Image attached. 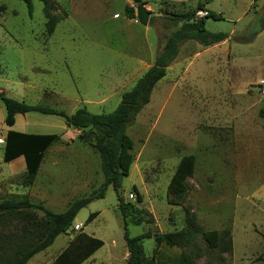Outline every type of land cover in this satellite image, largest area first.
Wrapping results in <instances>:
<instances>
[{
    "label": "rangeland",
    "instance_id": "374dc122",
    "mask_svg": "<svg viewBox=\"0 0 264 264\" xmlns=\"http://www.w3.org/2000/svg\"><path fill=\"white\" fill-rule=\"evenodd\" d=\"M29 1L31 17L22 0H0V93L67 115L85 103L93 115L113 112L175 29L167 19L196 8L195 0H141L153 17L151 25L142 27L135 22L131 0H50L57 14L67 15L47 36L43 4ZM204 7L221 18L205 19V29L228 37L207 48L194 41L180 45L149 103L126 129L133 142V163L119 198L128 204L129 237L179 231L184 228V209L197 220L205 203L220 202L214 228L228 223L233 213L237 227L246 226L244 236L241 230L235 233L234 264H243L242 254L253 257L264 251V239L246 244L257 238L249 221L260 225L264 236V206H258L254 196L264 189V119L258 115L264 109V0H210ZM129 9L134 10L132 19ZM203 16L198 12L196 18ZM4 117L0 101V200L28 196L61 213L101 186L93 135L67 128L60 118L31 113L21 121L25 132L56 134L60 139L46 151L32 186L25 187L24 163L2 161L8 130ZM187 155L194 156L195 165L186 180L187 192L176 206L168 184L179 160ZM133 189L140 202L127 201ZM248 197H253L255 206L250 214L245 210ZM117 206L116 193L109 186L104 198L92 201L74 219L73 226L81 224L84 234L104 243L91 264H126ZM92 213L99 215L87 224ZM72 239L57 238L27 264L50 262L42 256L58 254ZM197 243L202 248L197 264H231L227 254ZM142 246L146 259L154 264H181L179 248L158 246L153 238L144 239ZM221 256L226 259L223 263Z\"/></svg>",
    "mask_w": 264,
    "mask_h": 264
},
{
    "label": "trees",
    "instance_id": "16d2710c",
    "mask_svg": "<svg viewBox=\"0 0 264 264\" xmlns=\"http://www.w3.org/2000/svg\"><path fill=\"white\" fill-rule=\"evenodd\" d=\"M32 16V6L29 0H22ZM43 4L42 13L45 19L44 31L51 36L57 24L66 17L57 14L55 6L50 0H37ZM196 8L192 11L180 13L167 19L168 24L175 29L165 40L160 53L155 57L152 65L135 82L133 87L121 95L120 103L115 110L108 114L93 115L85 107L77 109L67 115L61 111L41 105H31L24 101H17L0 93V101L5 110L4 125L11 128L15 124L17 115L40 114L57 117L63 120L65 126L76 131L93 135L91 147L98 155L103 183L90 196L73 202L61 213L47 209L42 203L33 202L28 196L18 199L0 200V264H27L35 255L49 248L55 239L66 234L72 227L78 212L92 201L102 199L109 186L116 193L118 210L122 217L123 240L128 252L126 264H154L147 260L144 254L142 241L153 238L158 246L179 248L181 264H197L201 257V246L197 241L204 243L208 249H218L222 254L231 256L232 240L229 230L221 232L204 231L198 224L195 215L184 209V228L179 231L164 234L145 233L138 237H129L127 234L128 204H122L119 190L123 179L127 178L133 163V142L127 135V127L135 120L137 114L149 103L150 95L155 85L166 75V69L175 59L182 43L194 41L202 47H210L227 39L223 33H210L204 27V20L213 21L221 18L205 9L210 0H195ZM198 12L204 16L196 18ZM130 19L134 18V10L129 9ZM153 17L149 18L151 25ZM264 119V109L258 113ZM83 136H79L82 139ZM56 134H27L7 130L2 161L10 163L22 157L25 171L23 173L25 187L32 186L46 151L59 141ZM195 165L192 155L183 156L168 184V194L172 197L173 205H180L186 192V180L191 177ZM137 202L141 198L137 191ZM97 213L88 216L86 223H90ZM129 223L140 225L141 222L130 220ZM103 246L99 239L87 236L83 232L74 235L69 245L59 254L53 264H82L93 253ZM223 256L220 261L225 262Z\"/></svg>",
    "mask_w": 264,
    "mask_h": 264
},
{
    "label": "crops",
    "instance_id": "0c3cea01",
    "mask_svg": "<svg viewBox=\"0 0 264 264\" xmlns=\"http://www.w3.org/2000/svg\"><path fill=\"white\" fill-rule=\"evenodd\" d=\"M84 106L86 107V109H87V107H88V104H84ZM26 115H28V114H26ZM26 115H24V116H26ZM24 116H22V115H17L16 116V118H15V124H14V126L13 127H11V128H8V130H13V131H19V132H21V133H27V134H38V133H33V132H25V130H23V127L21 126V121L23 120V117ZM39 119V118H38ZM41 120V119H40ZM41 121H44V120H41ZM19 123L20 122V124H18V125H16V123ZM65 125V124H64ZM40 135H44V134H40ZM16 161H22L21 162V165L24 163V160H23V158L22 157H19V158H17V159H15L14 161H12V162H16ZM43 161V160H42ZM11 163V162H10ZM42 164V163H41ZM41 166V165H40ZM25 171V170H24ZM24 171H22V172H24ZM35 181V180H34ZM34 183V182H33ZM254 196H256V201L258 202V206H261V207H263L264 206V189L263 190H261V191H258V192H255V194H254ZM252 198L253 197H248L247 198V200H248V202H246L247 203V205L245 206L246 207V211L247 212H249V214L250 213H252V211L254 210L253 208L255 207L254 206V204L251 202V200H252ZM218 206H220V202H217V201H214V202H212V203H210V204H204V208H205V210L203 209V210H200V212H198V214L196 215V217H197V220H198V222L200 223V225L202 226V229L204 230V231H216V232H221V231H223V230H229V232H230V236H231V240H232V254H231V256H230V260H231V264H234V259L236 258V252H235V242H236V239H235V233H240V230H241V233H242V235L244 236L246 233H247V230H246V226H245V224L244 225H242V229H240V228H238L237 227V225H238V223H237V221H236V216L234 215V213L233 214H230V216L228 217V223H220V227H218V228H214L213 227V223L215 222V220H214V218L215 217H218V215H217V210H216V208L218 207ZM234 210H236L235 208H234ZM203 211H205V212H203ZM203 212V213H202ZM243 212V211H242ZM263 214V217H264V213H262ZM99 215V213H97V216ZM97 216L95 217V218H97ZM94 218V219H95ZM93 219V220H94ZM76 225H79V224H76ZM81 225V224H80ZM82 226V225H81ZM248 226H249V228H250V230L251 231H253L255 234H256V236H257V238H250L249 239V241H247L246 242V244L248 243V244H250V243H254V242H258V244H259V242L260 241H263V239H264V236H263V233L261 232V227H260V225H257L258 226V228H257V226L253 223V222H251V221H249L248 222ZM82 228H83V226H82ZM71 231H72V228L70 229ZM69 230V231H70ZM246 230V231H245ZM79 232H82V229L79 231ZM79 232H77V233H79ZM63 235H65L67 238H73L74 237V235H69V233L67 232L66 234H62V235H59L57 238H60V237H62ZM87 235V234H86ZM87 236H89V235H87ZM90 237H92V238H94L93 236H90ZM56 238V239H57ZM55 239V240H56ZM152 239V238H151ZM250 242V243H249ZM70 243V242H69ZM69 243H65V246L63 247V249L58 253V254H56V255H52V256H50L49 254H44L43 256H42V258H48V259H50V262H47V259H45V261L43 262V263H39V264H53L54 263V260L59 256V254L69 245ZM113 244V243H112ZM104 247V243H103V246L101 247V248H103ZM100 248V249H101ZM122 248L123 249H125L124 251V254H125V257L127 258L128 257V252H127V249H126V246H125V243L123 242V244H122ZM99 249V250H100ZM99 250H97L95 253H93L86 261H84L82 264H86V263H88V264H91L93 261H96V260H98V258H96L95 257V255L98 253V251ZM112 252H113V249H111V250H109V259L110 260H112V259H114V257H115V255L113 256V254H112ZM263 254V255H262ZM262 254H260V255H258V254H256V255H254L253 257H247L245 254H242V256L240 257V261L243 263V264H257L258 262H264V251H263V253ZM262 255V256H261ZM37 263V262H36ZM200 264V263H199Z\"/></svg>",
    "mask_w": 264,
    "mask_h": 264
},
{
    "label": "water",
    "instance_id": "95a60500",
    "mask_svg": "<svg viewBox=\"0 0 264 264\" xmlns=\"http://www.w3.org/2000/svg\"><path fill=\"white\" fill-rule=\"evenodd\" d=\"M131 3L135 5V15L138 24L142 27H147L150 18V12L145 9L141 0H131Z\"/></svg>",
    "mask_w": 264,
    "mask_h": 264
},
{
    "label": "built area",
    "instance_id": "2783aa9c",
    "mask_svg": "<svg viewBox=\"0 0 264 264\" xmlns=\"http://www.w3.org/2000/svg\"><path fill=\"white\" fill-rule=\"evenodd\" d=\"M135 22H137V19H136ZM136 199H137V196H136V194L134 192H131V193L128 194V197H127V201L128 202L133 203V202L136 201ZM81 229H82V226L80 224L79 225H74L72 227V232H79Z\"/></svg>",
    "mask_w": 264,
    "mask_h": 264
}]
</instances>
